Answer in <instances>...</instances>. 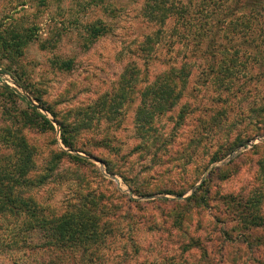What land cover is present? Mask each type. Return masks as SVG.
I'll list each match as a JSON object with an SVG mask.
<instances>
[{
	"label": "rangeland",
	"instance_id": "rangeland-1",
	"mask_svg": "<svg viewBox=\"0 0 264 264\" xmlns=\"http://www.w3.org/2000/svg\"><path fill=\"white\" fill-rule=\"evenodd\" d=\"M44 1L0 0V27L11 24L32 32L22 54L8 66L5 60L0 64V165L14 158L12 140L21 134L33 153L30 175L35 181L20 192L40 213L55 215L78 202L103 201L118 206L119 219L110 210L111 232L81 262L80 252L55 260L59 253L43 248L39 234L25 228L26 215L6 212L0 215V264H264V228L237 224L239 201L249 199L252 213H264V36L228 39L231 32L219 22L226 13H237L238 1L190 2L196 27L205 19L213 20L209 29L220 28L218 41L229 47L223 52V70L233 45L245 53L244 60L239 54L229 89L226 79L204 82L210 57L192 56L195 50L182 40L173 44L169 31L164 37L155 34L153 22L142 15L146 0ZM91 23L105 25L106 32L90 33ZM151 34L157 44L144 54L139 45L147 46ZM188 54L193 70L183 96L172 109L156 114L148 131H137L134 124L137 92L126 103L112 99L110 107L98 105L109 99L125 65L135 63L149 81ZM67 59L69 68L60 65ZM27 102L50 119L53 130L23 124L21 112L30 113ZM104 108L112 110L105 114ZM9 110L17 116H9ZM59 122L71 130L75 148L63 145ZM91 138H103L105 144ZM239 140L242 144L228 152ZM215 155L222 158L211 161ZM216 167L220 170L211 172ZM205 180L203 205L177 216L185 207L178 200ZM131 188L151 193L137 195ZM182 190L183 195L164 192Z\"/></svg>",
	"mask_w": 264,
	"mask_h": 264
},
{
	"label": "trees",
	"instance_id": "trees-1",
	"mask_svg": "<svg viewBox=\"0 0 264 264\" xmlns=\"http://www.w3.org/2000/svg\"><path fill=\"white\" fill-rule=\"evenodd\" d=\"M184 1L188 3L186 4ZM184 1L146 0L142 7V15L150 22H153L155 25V34L164 37V33L169 31L170 34L168 35L172 37L171 42L173 44L182 40L184 41L183 44H189L191 46L190 49L193 48V50H195L196 54L193 53L194 55L192 56L203 57L207 55L210 57L211 61L204 82L213 84L215 80L220 83L222 80L226 79V83H224L225 86H222L229 89L234 77L232 72L238 67L237 60L239 54L244 60L245 53H240L239 47L233 45L232 48L234 51L231 53L232 55H230L229 63L225 65L226 69L223 70L220 66L221 63L225 62V57H222L223 52L229 49V47L224 46L218 41V38L221 37L218 33L220 28L218 30L209 29L207 24L211 25L213 20L206 21L205 19L199 23L198 27H196L195 21L193 23V17L189 15L191 0ZM202 1L204 0H200V2ZM237 1L238 4L235 3L237 6V13H231V15L230 13H226L227 16H223L224 18L219 22L220 24L225 22L229 32H231V36L228 37V39H235L239 36L244 41H250V39L256 38L259 34L261 36L263 34L264 36V15L260 14L261 9L264 8V2L262 3L261 0ZM39 2L42 4L45 1L39 0ZM260 2L262 5L259 4ZM238 10L241 11L242 15H238ZM10 25L11 24H7L3 28L0 27V64H3V61L5 60L4 62L6 63L3 64L5 66H8V64L10 65V62L22 54L23 48L32 38L30 27L21 29ZM87 29H89V32L94 35H102L106 32V26L101 23H91L88 25ZM189 34H191L192 39L196 38V42H189ZM145 42H149V44L147 46L143 45V47L142 45H139L140 50L144 51V54L146 50L150 53L151 49L157 44V41L153 38L152 34L147 35ZM256 47L261 48V45H256ZM190 56L191 55L188 54L184 59H179L177 62L170 63L165 69L157 72L153 76V79L149 81L140 75L142 71L138 65L135 63H131L132 65H125L122 73L117 79L116 86L108 93V95H110L109 99L107 101L102 99L99 100L98 105L100 107V104L105 106L106 102V104L108 103L106 107H110V104L113 103L112 99H117V103L118 101L125 99L123 103H126L128 102L127 100H134L135 93L137 92L136 98H138V103L136 104L134 113V124L137 131H148L150 126H152L151 123L155 115H162L166 111L172 109L183 96L189 76L193 70ZM151 58L152 57H146V60L148 61ZM7 61H9V63H7ZM70 63V59L60 61V65L65 66L66 68L70 67ZM145 71L147 72V69ZM16 77L17 81L25 87L26 84H23L20 81L21 78L17 75ZM144 82L145 85L142 84ZM7 90L8 94L10 93L13 95V90L9 88H7ZM35 98L38 102L43 104L44 110H47L54 115L53 110L49 109L39 97ZM27 104L30 108V113L24 111L21 112V116L23 114L22 122L24 125H38L43 126L42 128L54 129L50 119L45 114L41 113L37 109V106L30 102H27ZM115 109L116 108H114L113 111H115ZM102 110H104L105 114H108L112 109L104 108ZM181 112H179V116ZM8 115L12 117L17 116L13 115L10 110L8 111ZM59 124L61 127L60 138L63 145L69 148H75L74 142L71 140V130L67 128L64 123L59 122ZM14 137V141L12 140V156L14 158H11L10 162L0 165V215L5 214L6 212L13 214L15 217H19L21 214L26 215L25 228L39 234V237L42 240L40 245L43 248L59 253V256L54 258L55 260L64 257L65 254H68V258H71V256L74 258V253L80 252L78 261L82 262L83 256L88 253L86 251H88L93 245H101L102 240L106 237L105 235L111 232L108 229L113 223V219H110L109 217L110 210L111 217L115 219L118 217L119 219V215L117 214L119 211L118 206L115 204H105L103 201H101L99 205L95 203L93 204L91 201H86V204L78 202L55 215L50 213H40L38 210L40 208H38L34 201L22 196L20 192L21 187L30 186L35 181L34 174L30 175L33 166V153L21 134H15ZM100 139L101 140L99 141L91 138V141L105 144L104 139ZM242 142L243 140L237 141L229 148L228 152L232 151L237 145L242 144ZM81 150L84 151L83 149ZM84 152L93 155L86 149ZM63 153L78 162L85 161L82 156L66 152ZM221 158L222 156L215 155L211 158V161H217ZM104 163L105 170L108 173H113L110 171L106 162ZM218 169L220 170V167L213 168L211 172ZM207 184L208 180H205L190 196L178 200L179 202H184L185 207L181 211H176L177 216L181 217L184 214H190L191 208L196 209L203 205V199H206L205 193L207 190ZM131 189L132 192L137 195L151 193L146 191L141 192L138 188ZM164 192L183 195L185 191ZM90 196L94 200L98 199V197L93 194ZM127 200L134 201L128 196ZM248 202L249 199L239 201L238 207L241 217L237 222L238 226L240 227L242 224L244 226V223H247V228H264V213H252V211L249 210L250 205ZM108 220L111 221L109 222ZM218 231L215 232V238L219 235ZM222 235L223 234H220L221 237ZM210 239H213V237ZM194 245L199 246L200 242H197ZM204 250H206V247Z\"/></svg>",
	"mask_w": 264,
	"mask_h": 264
},
{
	"label": "water",
	"instance_id": "water-1",
	"mask_svg": "<svg viewBox=\"0 0 264 264\" xmlns=\"http://www.w3.org/2000/svg\"><path fill=\"white\" fill-rule=\"evenodd\" d=\"M207 172H208V169L206 170L205 174H206ZM205 174H204V176H205ZM204 176L202 177L201 181L204 179Z\"/></svg>",
	"mask_w": 264,
	"mask_h": 264
}]
</instances>
